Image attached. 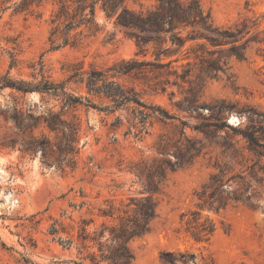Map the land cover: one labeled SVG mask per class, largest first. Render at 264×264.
Masks as SVG:
<instances>
[{
  "label": "rangeland",
  "instance_id": "1",
  "mask_svg": "<svg viewBox=\"0 0 264 264\" xmlns=\"http://www.w3.org/2000/svg\"><path fill=\"white\" fill-rule=\"evenodd\" d=\"M14 1L0 2V77L63 87L49 93L0 88V264H87L98 242H110L111 228L133 215L130 198L144 196L153 198L157 215L145 233L127 238L134 264H162V254L176 250L195 255L189 264H264V191L253 203L228 199L217 210L199 206L203 187L224 160L213 138L198 129L206 121L258 124L247 113H264V43L252 42L244 59L232 58L229 77L198 78L196 71L191 94L188 83L176 85L174 76L148 66L125 71L124 64L144 57L101 10L94 30L82 29L74 44L51 49L57 0L26 11ZM198 1L215 24L249 18L264 35V0ZM153 2L126 0L134 9ZM109 67L107 79L148 108L113 110L103 95L87 92L84 73ZM67 95L79 102L62 107ZM215 104L233 108L216 120L208 109ZM140 110L152 113L145 126ZM57 116L64 123L52 129L47 121ZM178 151L193 160L165 168L164 177L148 185L145 165L166 167ZM194 212L214 227L206 241L196 240L187 224Z\"/></svg>",
  "mask_w": 264,
  "mask_h": 264
},
{
  "label": "trees",
  "instance_id": "2",
  "mask_svg": "<svg viewBox=\"0 0 264 264\" xmlns=\"http://www.w3.org/2000/svg\"><path fill=\"white\" fill-rule=\"evenodd\" d=\"M12 0H0L6 3ZM42 0H18L13 4L20 11L29 10ZM57 9L51 16L52 27L49 33L51 49H58L68 44H74L82 29L92 31L96 28V13L101 10L106 17L113 20L115 27L124 31L136 45L135 55L144 59L124 64L125 71L136 67H150L157 75L174 76L176 85L181 80L188 83V92L195 94L196 87L192 85L195 77L201 75L217 76L220 73L229 74V62L232 58L244 59L249 45L264 43V35L259 37L256 22L249 18L236 20L230 24L217 25L210 13L205 11L198 0H154L147 7L138 9L127 5L126 0H57ZM264 33V30L262 31ZM149 56L150 59L145 57ZM112 69H90L81 79L89 93L103 95L111 102L114 110L120 107L142 106L146 103L136 95L125 90L114 80H108L105 72ZM11 87L17 90L49 93L63 86L45 80L40 84H30L24 81L16 83L3 75L0 77V88ZM64 94V92H63ZM79 102L78 97L66 96L63 106ZM90 105V101H87ZM135 105V106H134ZM233 107L227 105H210V118L220 120L223 112ZM142 125L152 116L149 111L140 110ZM248 116H256L258 124L254 126L232 125L226 121H206L198 128L205 135L213 138L212 144L220 149L224 162L213 174L208 185L203 187L200 196V207L220 209L227 205V200L253 203L259 200L264 191V113L248 111ZM163 118H170L168 113H162ZM64 121L57 116L47 124L55 129ZM136 127L135 122L132 123ZM189 150L199 149L190 147ZM175 162H168L166 167L159 165L147 167V184L155 186L165 168L190 163L194 155L178 151ZM138 175L143 177L139 170ZM225 186V187H224ZM208 190V191H207ZM227 194V199L222 193ZM133 215L123 217L117 228H111L110 242H98L97 251L88 253L87 264H134L133 254L127 247V238L139 236L149 228V223L156 217V203L151 196L130 198L128 203ZM195 215L187 220L193 229L196 240H208L214 227L207 220L200 221ZM195 255L186 250L166 251L162 254V264H189L195 260ZM84 264V263H81Z\"/></svg>",
  "mask_w": 264,
  "mask_h": 264
},
{
  "label": "clouds",
  "instance_id": "3",
  "mask_svg": "<svg viewBox=\"0 0 264 264\" xmlns=\"http://www.w3.org/2000/svg\"><path fill=\"white\" fill-rule=\"evenodd\" d=\"M3 170L2 169H0V172H2ZM16 205L15 204H12V205H6L5 207L7 208V209H11V208H13V207H15Z\"/></svg>",
  "mask_w": 264,
  "mask_h": 264
}]
</instances>
